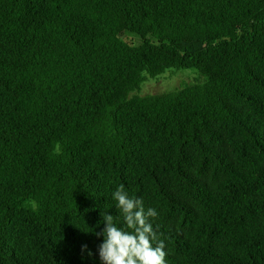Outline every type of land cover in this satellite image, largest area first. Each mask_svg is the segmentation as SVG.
I'll return each instance as SVG.
<instances>
[{"label": "trees", "instance_id": "1", "mask_svg": "<svg viewBox=\"0 0 264 264\" xmlns=\"http://www.w3.org/2000/svg\"><path fill=\"white\" fill-rule=\"evenodd\" d=\"M0 264H264V0H0Z\"/></svg>", "mask_w": 264, "mask_h": 264}, {"label": "rangeland", "instance_id": "2", "mask_svg": "<svg viewBox=\"0 0 264 264\" xmlns=\"http://www.w3.org/2000/svg\"><path fill=\"white\" fill-rule=\"evenodd\" d=\"M122 38L131 41L133 44H137L139 41L137 35L129 32H124ZM197 81H201V78L195 69H169L159 76L153 78L147 77L141 84L140 89L130 93V95L156 94L172 91L177 87H182L185 84Z\"/></svg>", "mask_w": 264, "mask_h": 264}]
</instances>
